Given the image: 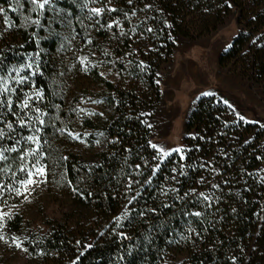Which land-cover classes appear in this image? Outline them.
I'll use <instances>...</instances> for the list:
<instances>
[{"label":"trees","instance_id":"obj_1","mask_svg":"<svg viewBox=\"0 0 264 264\" xmlns=\"http://www.w3.org/2000/svg\"><path fill=\"white\" fill-rule=\"evenodd\" d=\"M96 1L102 7L117 9L103 12L99 31H104L102 35L111 44L121 81L105 83L113 114L100 126L91 118H85L82 125L92 134L101 130L105 145L92 157H81L72 150L65 153L57 131L61 122L54 118L46 121L41 133L42 150L54 159L64 185L71 190L75 213L69 221L50 224L49 231L43 234L23 229L18 215L6 222L5 228L22 240L35 264H72L73 260L76 264H164L167 258L179 255L183 260L178 264H232V256L237 258L236 264H264V142L257 134L250 139L254 125L234 117L220 94L201 97L187 117L184 159L173 152L164 159L150 185L134 184L127 194L125 189L129 176L143 181L151 175V167L160 163L153 159L157 152L149 144L152 139L148 119L161 97L156 73L178 38L200 39L217 31L229 16H236V33L218 62L232 71L240 70L264 87V0H132L131 4L128 0ZM81 3L82 0H70L62 5L70 14L74 32L91 26ZM145 4L151 7L145 9ZM133 11L135 16L131 15ZM112 21H117L118 26L114 24L109 29L106 26ZM92 26L98 29L93 22ZM148 28L153 31L148 32ZM13 39L12 43L0 45V74L7 75L8 66L18 67L35 59L40 73L33 75L32 83L22 91L40 89L45 98L39 106L55 115L56 105H64V98L53 84L54 57L40 52L36 39L25 29H17ZM41 44L51 53L57 39L42 40ZM35 53L39 56L29 55ZM94 74L97 77V72ZM19 94L21 90L13 99ZM14 127L19 134L28 135L26 129ZM2 143L10 145L11 141ZM23 145L21 141V150ZM6 155L9 160L0 163V168L5 163L12 168L7 173L0 172V180L11 181V172L20 164L19 152ZM207 162L211 167H199ZM137 164L141 165L140 175L134 171ZM181 164L185 165V175L177 177L178 183L166 180L173 175L171 169ZM212 167L218 174L212 172ZM201 177L208 183H198ZM213 182L219 188L213 189ZM161 186L178 188L179 196L196 189L214 200L206 202L211 207L195 198L174 200V193L159 195ZM137 190L140 196L128 206L135 211L117 228L115 217L125 211L128 198ZM164 204L170 206L163 207ZM147 208H156V214L140 217L139 211ZM185 211H201L203 215L185 216ZM118 232H124L129 239L122 240ZM89 243L92 248L85 247Z\"/></svg>","mask_w":264,"mask_h":264},{"label":"rangeland","instance_id":"obj_2","mask_svg":"<svg viewBox=\"0 0 264 264\" xmlns=\"http://www.w3.org/2000/svg\"><path fill=\"white\" fill-rule=\"evenodd\" d=\"M0 1V8L4 9L0 12V45L12 43L16 30L25 29L36 39L39 51L55 59L53 84L64 98V105H59L53 116L46 112L45 120L57 119L61 122L60 128L66 130L63 133L59 132V142L65 153L72 150L86 158L100 152L105 145L103 135H99L101 130L98 134H92L93 131L83 127L82 122L85 118H91L98 121L100 126L113 114L106 99L108 90L105 83L109 81L117 84L121 81L111 44L102 35L104 31H99L102 28L103 23L100 20L104 13L98 17L93 16L92 19L88 18V8L102 6L98 1L89 2L88 8L84 9L91 26L86 27L87 30L82 28L74 32L70 28L72 22L67 27L61 23V20L70 15L62 5L70 0H52L51 8H46L42 14L33 12L28 0ZM35 19L40 20V26L31 23ZM236 19V16H229L217 31L200 39L176 40L171 55L162 63L155 76L160 86L161 97L154 113L148 119L152 143L166 149L178 146L184 148L187 135L186 119L196 102L204 97L201 95L203 92H212L217 96L220 94L232 105L234 117L238 118L239 113L249 121L242 122L254 125L250 139L257 134L264 142V87L244 76L240 70L232 71L229 67H222L218 62V57L229 49L236 33ZM92 22L97 25V30L92 26ZM55 38L57 45L49 53L41 42L42 40L50 42ZM89 39L91 43H86ZM83 56L88 57L87 71L82 70L78 59ZM94 72H97V77H94ZM101 73L104 75L101 76ZM11 87L18 89L17 92L21 90L19 96H22L24 86L12 83ZM82 98L84 103H81ZM91 100H98L101 103L93 104ZM79 108L85 109L86 112H79ZM24 133L27 134V131ZM68 133H78L79 139ZM30 146L25 143L22 148ZM43 152L45 156L41 160L46 167V177L38 178L43 182L31 188V194L27 195V199L7 191L0 197V211L10 213L0 227V235L4 237L0 240V260L3 264H35L34 257L28 252L22 240L10 234L5 228L6 222L14 215H18L22 220L23 229L43 234L49 231L50 224L69 221L75 213L74 204L71 202V190L64 185L54 159H49L45 150ZM28 162H32L31 158H28ZM18 175L23 178L22 174ZM13 179L12 177L11 181L6 179L4 182L11 184ZM13 238L21 244L20 248L12 243ZM182 260V255L171 256L164 264H178Z\"/></svg>","mask_w":264,"mask_h":264},{"label":"snow or ice","instance_id":"obj_3","mask_svg":"<svg viewBox=\"0 0 264 264\" xmlns=\"http://www.w3.org/2000/svg\"><path fill=\"white\" fill-rule=\"evenodd\" d=\"M28 2L32 5V11L37 12L38 14H42L46 8H51L52 6V0H28ZM89 2L95 3L96 0H84L83 3L80 4V7L88 8ZM128 3L131 4L132 0H128ZM145 9L150 8L151 5L145 4ZM4 9L0 8V12H3ZM89 11V19H92L93 16H100L103 12L109 11V12H115L117 9L110 8V7H92L88 8ZM143 11V9H141ZM125 16H128V13L124 14ZM131 15L135 16L136 12L133 11ZM31 23L40 26L41 22L39 19L32 20ZM61 23L65 24L67 27L71 24V18L67 17L64 20H61ZM116 24L118 26L117 21H112L109 23L106 27L111 29L113 25ZM135 31V29H133ZM148 32L153 31L151 28L147 29ZM74 38V37H73ZM86 43H91V40H87ZM22 47V45H21ZM61 49H63V44L61 45ZM107 54V53H105ZM34 55L36 57L39 56V53L35 54H29ZM80 64L82 66V70L87 71L88 70V57H78ZM129 64H131V61H129ZM140 68L141 71H143V62H140ZM27 70L26 73H24L22 70ZM7 73H15V75H6V74H0V109L6 110V112H0V163H4L9 160V156L6 155V153H17L19 152V159L21 161L20 167L16 169L15 171L11 172V176L14 178L12 180L11 184H7L4 181L0 180V197H3L5 192L14 193L17 197L23 196L25 199H27V195L31 194V188L33 186H39L40 183L43 181L38 178H44L46 177V167L43 165L41 158L45 156V153L43 152L41 148V140L42 136L41 133L44 131V128L46 127V120L45 117L47 113L39 106V102H42L44 100V93L37 88H32L29 91H23L22 97L17 96L16 99H13V95L17 92V89L14 87H11V84L14 83L15 85L20 86H27L28 84L32 83V76L35 74L40 73V66L37 64L36 60L33 59L30 62L27 63H21L18 67L8 66L7 67ZM101 76L104 74L101 73ZM158 82V81H157ZM203 96H213L215 93L212 92H203L201 93ZM225 105H227L228 108H232V105L225 99L222 101ZM81 103H84L83 98L81 99ZM91 103L93 104H99L101 101L98 100H91ZM56 107H59V105H56ZM79 112H86L85 109L79 108ZM90 114V113H86ZM100 115H103V113H100ZM12 117L13 119H8V117ZM237 116L239 120L244 122H249L246 120V118L243 115H240L237 113ZM227 126V122H225ZM14 125H18V128L21 130L26 129L28 131V135H22L19 134L17 131V128L14 127ZM150 126V125H149ZM57 131L63 133L66 130L64 128H58ZM73 138L79 139L78 133H68ZM99 135H103V133H99ZM3 141H11L10 145H5L2 142ZM21 141L24 143L31 145L28 148H24L21 150L19 148ZM247 142V141H246ZM150 146L156 150L157 156H154V160H159L160 163L155 164L151 167V175L147 177V179L143 181H136L129 176L128 183L125 185L126 194L131 192L133 190L132 186L134 184H140L141 187L144 185H150L153 181V178L156 176L158 170L161 167V164L163 163L164 159L168 156H170L173 152L180 154V159H184V149L182 146H178L173 149H166L160 145H157L155 143H152L149 141ZM127 151V150H126ZM28 158H31V163L28 162ZM66 159V158H65ZM257 159H261V157H257ZM147 164V162H145ZM200 168L205 167H211V162L202 163L199 165ZM12 168V165L5 163L3 168H0V172L7 173ZM185 165L181 164L179 168L173 167L171 169L173 175L171 177H166V180H171L178 183L177 177L178 176H184ZM141 165L137 164L135 165L134 171L138 175L141 173ZM212 172L214 174H218V170L214 167L211 168ZM18 174H22L23 178H20ZM198 183H205L208 182L205 180L204 177H201V180L198 181ZM227 183V181H225ZM211 187L213 189L219 188L218 183H211ZM176 194L172 198L174 200H185V198L192 199L195 198L200 203L205 204L206 207H211L210 204H207L208 201H213L214 197L211 195L206 194L203 191L197 192L196 189H191L189 192H186L184 196H179V189L176 187H166L161 186L159 195L161 196H169L170 194ZM91 195V193H89ZM138 196H140L139 190L136 191L135 195H132L128 198L127 204L125 205V211L120 215L115 217L116 220V227L119 228L120 221L123 219H127L129 216V213L132 211H135V209L129 208L128 206L133 204L134 201L137 200ZM7 203V201H5ZM163 207H169L170 205L164 204ZM235 211V209H233ZM157 209L156 208H147L145 210L139 211V216L144 217L148 213L156 214ZM185 216H193V217H201L203 215V212L201 211H192L184 212ZM9 212H3L0 211V227L3 226L2 222L6 217H9ZM115 230V229H114ZM189 231H194V229L189 228ZM119 237L122 240H127L129 237L124 232H118L117 233ZM103 235V233H101ZM186 239V237H184ZM4 237L0 235V240H3ZM145 239H148L146 236ZM12 243L16 245V247L20 248L21 244L17 242L16 238H13ZM79 243V241L77 242ZM86 248H92L93 245L91 243L87 244L85 246ZM26 251V249H25ZM131 252V250H129ZM84 253L81 252L80 256H83ZM78 256L76 259L78 260L80 258ZM123 259V257H121ZM232 264H236L237 258L235 256L231 257ZM72 264H76V261L73 260Z\"/></svg>","mask_w":264,"mask_h":264}]
</instances>
